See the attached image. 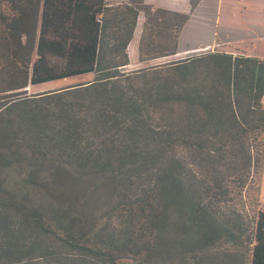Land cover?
<instances>
[{
	"label": "trees",
	"instance_id": "obj_1",
	"mask_svg": "<svg viewBox=\"0 0 264 264\" xmlns=\"http://www.w3.org/2000/svg\"><path fill=\"white\" fill-rule=\"evenodd\" d=\"M145 1L0 0V264H264V60L126 69L189 19Z\"/></svg>",
	"mask_w": 264,
	"mask_h": 264
},
{
	"label": "rangeland",
	"instance_id": "obj_2",
	"mask_svg": "<svg viewBox=\"0 0 264 264\" xmlns=\"http://www.w3.org/2000/svg\"><path fill=\"white\" fill-rule=\"evenodd\" d=\"M157 2V0H146L145 4L151 5L153 8H161L156 5ZM173 4L179 13L189 14V19L177 37V52L172 57L151 60L146 63L138 61V46L144 20V14L141 12L137 18L133 40L128 46L130 62L126 69L163 63L171 58H185L207 50L233 54L242 53L264 60V0H200L192 10H190L191 0H174ZM79 79L81 78L33 86L29 88L28 92L59 88L62 85L80 81ZM13 169L9 176L11 178L12 175L14 179L11 181L16 184L19 183L16 179L17 168ZM100 197L99 205L106 201L107 195L102 192ZM258 199L264 208V163ZM121 263L130 264L124 260Z\"/></svg>",
	"mask_w": 264,
	"mask_h": 264
},
{
	"label": "crops",
	"instance_id": "obj_3",
	"mask_svg": "<svg viewBox=\"0 0 264 264\" xmlns=\"http://www.w3.org/2000/svg\"><path fill=\"white\" fill-rule=\"evenodd\" d=\"M107 1H109V2H113V3H120V2H125V1H127V0H107ZM158 2H157V6L158 7H161V8H163V9H165V10H172V11H176V12H178L177 11V9L173 6L174 4V0H163V1H161V0H157ZM153 7V6H152ZM181 13V12H180ZM186 24V23H185ZM185 26V25H184ZM135 30H136V27H135V29H134V32H133V37H134V34H135ZM133 37H132V39H131V41L133 40ZM130 41V42H131ZM130 44V43H129ZM129 46V45H128ZM127 52H128V48H127ZM129 56V55H128ZM129 62H130V60H129Z\"/></svg>",
	"mask_w": 264,
	"mask_h": 264
}]
</instances>
